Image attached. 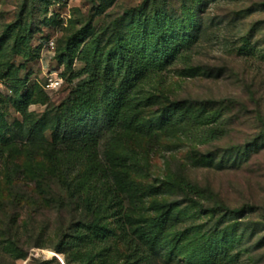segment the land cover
<instances>
[{"label": "rangeland", "instance_id": "obj_1", "mask_svg": "<svg viewBox=\"0 0 264 264\" xmlns=\"http://www.w3.org/2000/svg\"><path fill=\"white\" fill-rule=\"evenodd\" d=\"M143 2L0 0V264H162L141 246L139 257L129 261L130 251L119 239L100 241L80 223L101 217L107 229L120 234L117 208L107 213L96 207L106 194L108 204L124 210L125 229L132 233L159 214L155 202L182 200L178 183L204 190L207 208L214 201L256 208L229 225L226 244L236 256L234 264H264V150L257 140L264 130V0H157L141 18L124 17ZM163 6L178 36L192 39L169 67L151 71L128 95L138 104V119L154 131L145 135L136 126L117 131L109 148L62 150L53 142L52 125L88 80L83 54L107 55L114 22L125 48L138 45V37L151 30L132 21L150 18L154 7ZM25 30L31 40L24 49L32 55L22 57L13 48L21 47ZM85 32L87 39L73 41ZM68 46L69 61L64 59ZM51 74L61 81L58 89L49 87ZM71 75L77 77L69 82ZM17 78L26 85L17 89ZM17 91L29 94L26 110L14 104ZM210 101L215 107L204 104ZM176 108L203 118L202 135L185 139L157 129ZM41 120L45 139L22 140L23 128ZM213 128L221 131L219 139L208 136ZM254 140L259 147L251 159L232 165L234 157L227 153ZM208 154L214 159L209 165L203 159ZM177 211L187 221L174 231L196 225L207 231L216 223L191 205Z\"/></svg>", "mask_w": 264, "mask_h": 264}, {"label": "trees", "instance_id": "obj_2", "mask_svg": "<svg viewBox=\"0 0 264 264\" xmlns=\"http://www.w3.org/2000/svg\"><path fill=\"white\" fill-rule=\"evenodd\" d=\"M152 1L156 2L157 0H144L140 7L127 10L124 17L131 19L137 16L141 18ZM134 20L132 21L134 26L142 25L151 30V33L147 34L148 36L145 37L144 34H141L138 37V45L128 43V47L125 48L126 45L123 44L124 40L121 38L118 23L114 22L113 42L107 55L105 57L100 55V57L83 54L81 60L86 65V70L83 73L88 76V80L76 88L73 92L75 99L55 116L52 125L53 142L68 154L92 151L100 144L109 148L117 131H125L137 126L143 134L150 135L155 129L153 125L138 119L135 113L138 104H131L128 95L130 91L144 82L151 71L169 67L173 63L174 57L181 53L182 47L189 46L192 38L178 36L172 28L171 15L165 6L161 11L154 7L150 18ZM141 22L145 24H141ZM27 31L25 30L24 36L20 38L21 47L19 48V43H16L13 48L22 57L32 55L30 48L26 52L24 49L25 44L31 40V34ZM86 36V32L80 33L73 38V41H83L87 39ZM93 45L96 51L99 48L97 38L93 39ZM70 46L66 49L68 56L64 58L68 61L69 55L72 53ZM8 76L7 74L6 77ZM76 77L77 75H71L69 82H72ZM16 81L17 89L26 85V82L19 78ZM15 94L14 104L16 107L26 110L29 105V94H20L18 91ZM204 104L211 107L216 105L211 101ZM127 106L128 110L125 109ZM203 121L202 117L194 118L186 108H176L161 118L157 129L165 132L168 136L179 134L185 139H191L198 136V130L203 125ZM42 125H44V120L34 123L30 127H24L22 140L30 144L44 140ZM207 133L211 140H216L220 138L218 136L221 131L213 128ZM257 140H262L261 144L264 150V130L259 133ZM257 140H254L253 143L250 142L245 147L232 148L227 153L234 157L232 165H236L240 161H249L254 154L253 150L259 147ZM49 156V159L55 161L53 153H50ZM203 159L207 165L214 162L213 156L209 154L203 156ZM187 186L185 188L180 183L177 185V190L182 194V200L166 204L155 202L153 207L159 214L152 220L143 222L144 224L136 227L132 233H128L125 229L124 210L117 203L108 204L106 194L104 198L96 201V207L107 213L112 210V207L117 208L114 217L117 218L120 234H116L115 230L107 229L103 225L101 217L91 223H80L81 227L93 232V235L100 241L119 239L130 251L127 257L129 261L139 257L141 246L147 248L152 261H160L162 264H234L236 256L230 254V246L226 244L227 229L235 220H242L255 213L256 208L252 206L230 208L217 201H214L213 207L207 208L202 203L204 190L189 184ZM207 194L209 199L214 200L212 193L208 192ZM205 199L207 198L205 197ZM185 205L197 208L203 216L211 215V218H216L215 225L207 231H203L201 225L174 231L175 227L184 225L187 221L185 214L177 211ZM82 239L89 241L90 238L84 236Z\"/></svg>", "mask_w": 264, "mask_h": 264}, {"label": "built area", "instance_id": "obj_3", "mask_svg": "<svg viewBox=\"0 0 264 264\" xmlns=\"http://www.w3.org/2000/svg\"><path fill=\"white\" fill-rule=\"evenodd\" d=\"M49 87L50 89H58L61 81L57 78V76H53V74L50 75L48 78Z\"/></svg>", "mask_w": 264, "mask_h": 264}]
</instances>
